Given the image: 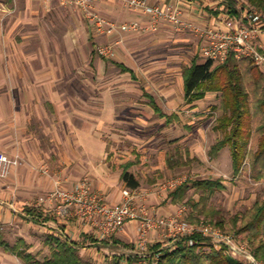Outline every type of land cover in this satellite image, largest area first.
I'll list each match as a JSON object with an SVG mask.
<instances>
[{"label": "crops", "instance_id": "obj_1", "mask_svg": "<svg viewBox=\"0 0 264 264\" xmlns=\"http://www.w3.org/2000/svg\"><path fill=\"white\" fill-rule=\"evenodd\" d=\"M146 1L150 6H174L189 21L201 28L219 27L226 14L225 6L219 0H214L213 5L219 6L214 12L212 8H208L211 4L203 5L206 0ZM0 6L3 8L0 11V153L9 156L20 155L24 160L7 178H0V198L7 200L14 197V200L22 205L24 201L35 196L52 192L57 182L71 188L80 178L85 177L92 183L94 191L104 197L106 203L114 206L121 204L125 190L121 186V176L126 163L121 166L122 172L118 176L113 175V166H106V161L110 160L111 156L108 153L109 145L100 136L104 124H109V120L111 123L117 121V106L114 100H111L110 104L106 102L103 106L99 90L93 91L95 102L89 106H75L71 100L81 97L78 94L73 96L65 86L71 82L74 69L80 62L76 56L77 47L70 42L59 45L42 41L43 31L49 30V24L45 20L59 17L63 21L66 20L68 26L70 13L55 11L51 0H0ZM95 12L118 26L134 22L141 26L138 31L123 33L118 30L99 34L111 43H116L115 56L105 62L120 68L122 74H129L135 79L137 69L145 67L143 73L147 77L149 72L152 73L160 65L168 69L173 64L170 63L171 60H167L170 63L167 66L168 62L159 61L156 54L167 49L170 42L168 39L172 35V32L162 28V25L173 29L174 32L178 31L173 25L160 21L157 30H154L150 17L142 9H132L120 0H102L95 6ZM86 18L90 35L88 40L93 50L90 52L91 57L89 54L85 62L79 63L77 68L79 79H83L85 83L87 70L91 67L97 68L96 54H99L95 50L98 43L93 34L94 23L88 16ZM186 37L185 34H178V42L173 45L188 43ZM67 39L70 41L69 35ZM156 43L158 45H155ZM201 44L203 46L202 41ZM80 65L86 69H81ZM123 67L131 72H123ZM95 71L94 69V73ZM166 72L171 73L173 70ZM181 79L184 87L183 69ZM93 87L97 89L96 84ZM146 93L156 100L146 90L144 96ZM146 99V109L158 116L149 105V99ZM156 102L165 114L179 117L173 124L180 122L181 117L177 112L169 113L157 100ZM105 116H108V119ZM158 118L164 121V128L173 125L167 126L166 119L159 116ZM43 170H47L48 174H44ZM123 185L126 188L124 183ZM158 201L159 198L150 196L139 203L146 204L154 216H165L178 208L171 202L170 208L158 207ZM46 207L52 209L50 204ZM48 209H43L44 213L54 217L47 223L58 225L64 238L78 243L81 248H85L86 244L103 246L95 224L80 220L74 215L57 217ZM139 227L138 221L129 222L123 231L116 235V239L130 245L129 249L138 251ZM163 237L161 232L153 233L149 240L150 250L158 243H162L163 248H166ZM114 244L111 242L104 245L113 249L121 246Z\"/></svg>", "mask_w": 264, "mask_h": 264}, {"label": "rangeland", "instance_id": "obj_2", "mask_svg": "<svg viewBox=\"0 0 264 264\" xmlns=\"http://www.w3.org/2000/svg\"><path fill=\"white\" fill-rule=\"evenodd\" d=\"M214 2V0H206L203 5L211 4L208 8H212L214 12L219 7L214 6ZM235 2L239 10L247 8V0H235ZM51 3L55 11L60 13L68 11L70 13L68 19L69 25L66 26L67 21H63L59 17L47 18L45 21L49 24V30L43 31L42 41L59 45L70 42L77 47L76 56L77 60L80 61L79 63L85 62L84 60L89 57V54L91 57L90 52L93 50L88 40L90 35L86 25L88 24L86 12L78 8L73 3V0H51ZM246 11L248 9H245L243 12ZM224 12L226 13V11ZM162 28L171 31L172 35L168 39L170 42L167 44V49L156 54L159 57V61L163 63L171 60L170 63L173 64L170 65L168 62L167 66L170 65L168 69L160 65L159 68L153 70L152 73L154 75L149 72V75L146 77L143 73L146 68H138L136 78L133 79L129 74H122L120 68L106 63L105 60H109L108 58L105 59L100 54H96L97 68L91 67L93 70L91 68L87 70L86 83L78 77V63V66L74 69V75L72 74L73 76H71V82L65 86L66 90L73 93V96L78 94L82 98L74 100L72 97L71 101L75 103V106H89L90 103L95 102L93 98L94 90L101 92V98L104 102L103 106L106 105V102L110 104V101L114 100L118 109V119L114 123H111L109 120V124H104L103 130L100 133V136L109 145L108 153L111 156L110 160L106 161V166H113V175L118 176L122 172L121 166L125 163L129 161L135 162V166L131 169V172L135 174L141 183L138 190L140 192L145 190L144 192H150L151 196L159 198L158 207L164 208H170V200L168 199V193L161 195L154 194L160 186L176 179L184 183L186 181L192 182L203 179H222L224 180L226 189L218 192L211 200L210 205L219 210L225 220L235 219L238 217V214L246 213L250 210L257 200L264 199V181L259 182L252 177L248 163L249 160L242 173L235 177L232 172V151L230 147H226L217 159H211L209 156L211 147L224 137L223 132L216 130L222 117V111L219 109L221 96L217 93H208L204 99L190 105L185 100V92L183 91L184 87L181 79L182 69L191 65L192 60L196 56L200 57L199 61L201 63L206 61L201 55V41L192 31L174 32L173 29L171 30V28L163 25ZM93 34L97 40L98 47L104 45L116 46L115 42L111 43L106 40L96 30H93ZM176 34H185L188 43L173 45L178 42ZM68 35L70 36V41L67 39ZM155 45H158V43ZM81 65L80 68L84 69L85 67ZM94 69L96 70L95 73ZM171 69L173 72H166V70L169 71ZM96 78L99 79L96 80ZM95 84L97 85V89L93 87ZM145 90L152 94L169 113L177 112L181 117L180 122L164 128L162 125L164 121H161L152 111L146 109L145 102L147 99L144 96ZM84 94L86 95L84 96ZM96 101L98 102L99 98ZM105 118L108 119V116H105ZM258 139L259 136L255 132L253 139L249 143L250 151L257 150ZM177 151H180L179 153L181 154H177V162L180 164L185 163V165L179 166L176 169H170L167 164V155L168 153H176ZM39 174L42 175L41 172ZM85 179L87 178H80V181ZM121 186L123 189H127L123 183ZM49 194L50 192L44 193L24 201L29 205L25 203L22 205L18 204L14 200V197L7 200L0 198V202L2 203H0V207H3V209H0V225L5 240L13 245L20 238H23L30 244V252L41 261L51 255L49 248L46 246L49 235H59L63 238L64 236L61 235L58 225L35 222L26 213L25 207L28 205L39 210L48 209L46 204L38 205V203L41 197ZM190 196L195 200H199V196L194 195L193 191L190 192ZM177 207L175 211H171L165 216L176 215L180 212V208L186 207L187 211L183 216V219H185L191 208L188 205ZM48 210L54 213L53 209L49 208ZM202 221L214 223L212 220L204 217L201 218L200 222ZM240 225L239 223L238 226ZM223 231L247 243L252 253L249 243L242 240L236 232H231L229 226H225ZM161 233L164 234L163 240L165 241V245L169 246V244H172L171 246L174 250L175 244L180 238H169L167 235L165 236L164 232ZM116 235L110 237L111 240L116 239ZM211 244L216 250H222L225 255L224 249L219 245L212 242ZM136 254L137 251H134V249L125 248L122 245L113 249L108 248L104 244L103 246H88L86 244L85 248L81 249V255L85 259L92 260L98 264H103L107 258L133 256ZM259 263L263 264L262 262ZM0 264L24 263L16 256L0 248Z\"/></svg>", "mask_w": 264, "mask_h": 264}, {"label": "trees", "instance_id": "obj_3", "mask_svg": "<svg viewBox=\"0 0 264 264\" xmlns=\"http://www.w3.org/2000/svg\"><path fill=\"white\" fill-rule=\"evenodd\" d=\"M225 6L226 14L230 17H240L243 11H258L264 15V0H247V8L239 10L235 0H221ZM98 49V48H97ZM96 52L98 53V50ZM200 57L196 56L190 66L183 69L185 99L188 104H193L206 97L208 93H217L221 96L219 109L222 117L216 127L217 131L224 133L210 149L211 159H217L220 153L230 147L232 151V169L234 176H239L247 166L252 172L256 181H264V75L259 67L255 66L252 60H238L233 55L224 63L217 64L212 60L201 63ZM123 72H131L123 67ZM133 74V73H132ZM149 105L154 109L160 118L166 119V125L170 126L179 120L177 115H167L158 106L156 100L149 94ZM257 124V125H256ZM256 125V127H255ZM259 136L257 150L249 149V143L254 133ZM168 153L167 164L170 169L184 166L185 163L177 162V154ZM181 155V154H180ZM135 162H127L123 166L121 179L126 188L132 191L140 189L141 183L131 169ZM226 186L222 179H203L186 181L175 190L168 193V199L175 206L188 205L191 210L184 221L191 224H200L201 218H208L216 228L225 229L230 227L231 232L249 243L250 249L255 258L264 264V199H259L254 206L246 213L238 214V217L225 220L219 210L211 206V200L215 195L224 191ZM199 196L195 200L190 196ZM26 213L37 223H47L54 216L44 213L43 209L26 207ZM241 224L238 226V224ZM194 244L191 245L190 242ZM104 244L122 245L130 248L116 239L107 238L102 240ZM163 248L162 243L151 247L150 264H242L236 259L225 256L222 250H216L210 240L201 234L182 238L175 244ZM46 246L51 255L43 261L38 260L28 244L20 238L15 244L8 243L0 228V248L19 258L24 264H98L92 260L85 259L81 255V246L59 235H49ZM157 257V260L154 259ZM137 258L115 256L107 258L103 264H135Z\"/></svg>", "mask_w": 264, "mask_h": 264}, {"label": "built area", "instance_id": "obj_4", "mask_svg": "<svg viewBox=\"0 0 264 264\" xmlns=\"http://www.w3.org/2000/svg\"><path fill=\"white\" fill-rule=\"evenodd\" d=\"M101 1L73 0L78 8L86 12L89 20L94 23L98 34L112 33L118 30L127 33L138 31L141 28L140 24L136 22L118 26L102 17L95 12V6ZM120 1L125 2L132 9H142L150 17L151 27L154 30H157L160 21H165L178 31L194 32L203 42L201 55L206 60L224 63L232 55L238 60L249 59L260 68L264 75V15L262 13L246 11L240 17H230L225 14L223 23L219 27L201 28L189 21L174 6H150L146 0ZM2 9L0 6V11ZM97 50L104 58L115 56L113 45L99 46ZM23 162L20 155L9 156L0 153V178H7ZM43 173L48 174L47 170H43ZM183 183L178 179L172 180L168 184L160 186L154 194L169 193ZM148 196H151L150 192L125 189L122 203L115 206L110 205L105 202L102 195L94 191L92 183L85 179L71 188L64 187L61 182H57L55 189L49 195L41 197L38 205L50 204L56 215H74L80 220L95 224L102 240L122 232L129 222L138 221L140 224L139 250L134 257L139 260L135 264H150L149 240L153 233L158 232H164L165 236L174 239L201 234L224 249L225 255L233 257L242 264H260L244 241L236 239L209 222L202 221L196 225L184 221L186 207L180 208V212L172 216L150 214L146 204L140 205L139 203L146 200ZM190 244L193 245L194 242L191 241ZM154 260L156 261L157 257Z\"/></svg>", "mask_w": 264, "mask_h": 264}]
</instances>
